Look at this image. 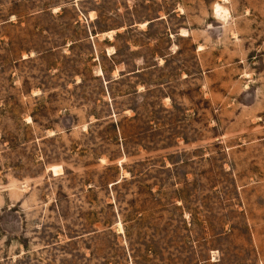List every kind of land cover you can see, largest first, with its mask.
<instances>
[{"label":"rangeland","instance_id":"1","mask_svg":"<svg viewBox=\"0 0 264 264\" xmlns=\"http://www.w3.org/2000/svg\"><path fill=\"white\" fill-rule=\"evenodd\" d=\"M0 264H264V0H0Z\"/></svg>","mask_w":264,"mask_h":264}]
</instances>
